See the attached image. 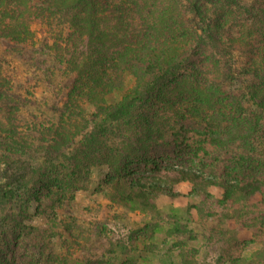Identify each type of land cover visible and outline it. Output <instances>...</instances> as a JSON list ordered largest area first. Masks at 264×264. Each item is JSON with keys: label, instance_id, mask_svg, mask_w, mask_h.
I'll list each match as a JSON object with an SVG mask.
<instances>
[{"label": "trees", "instance_id": "obj_1", "mask_svg": "<svg viewBox=\"0 0 264 264\" xmlns=\"http://www.w3.org/2000/svg\"><path fill=\"white\" fill-rule=\"evenodd\" d=\"M2 47L0 264L17 258L28 205L60 206L94 167L104 197L131 213L159 215L178 184L212 207L205 191L218 188L253 240L223 251L230 231L212 226L214 264H264V0H0ZM16 59L54 74L51 113L25 133L32 78L16 76Z\"/></svg>", "mask_w": 264, "mask_h": 264}, {"label": "rangeland", "instance_id": "obj_2", "mask_svg": "<svg viewBox=\"0 0 264 264\" xmlns=\"http://www.w3.org/2000/svg\"><path fill=\"white\" fill-rule=\"evenodd\" d=\"M36 30L39 31V28ZM3 51L4 47L0 49V54ZM11 63L14 67L11 70L19 79L25 76L32 78L30 85L33 87V104L20 110L24 122H21L17 130H33L36 124L42 125L44 117L51 113L45 108L53 99L46 85L49 73L54 74L49 68V72L26 68L19 59ZM3 169L4 166H0V184L4 183L1 176ZM106 175L105 170L91 168L86 177L87 184L86 179L78 182L79 187H84L83 190H72L71 185L66 187L67 200L60 206L53 205V209L49 204L43 207L31 202L27 208L28 217L23 222L27 229L26 236L19 238L17 245H10L17 258H8L7 264H214L218 260V249L206 244L209 237L207 232L212 226L230 231L224 237L223 251L237 245L240 252L244 249L243 243L247 245L253 240L250 231H240L237 229L238 224L226 217L230 215L228 210L231 205L217 202L216 199L221 196L218 188L205 191L214 197V200L209 201L213 203L211 207L202 196L196 195L194 200H189L190 196H195L190 186L178 184L174 188L178 194L176 198H157L156 205L161 209L159 215H144L139 211L131 213L127 209L117 208L104 197L106 190L101 183L107 179ZM257 204V201L250 203L253 210ZM190 207L194 209L188 214L186 210ZM170 208L176 211L172 213L168 210ZM199 211L215 213V223H201L203 218L197 214ZM176 224L182 227L177 235L172 233ZM128 229L136 231L133 235L134 246L130 252H124L117 241L120 236H128ZM251 249L249 246L244 251L247 253ZM230 251L233 253L235 250ZM238 252L235 251L237 255Z\"/></svg>", "mask_w": 264, "mask_h": 264}]
</instances>
